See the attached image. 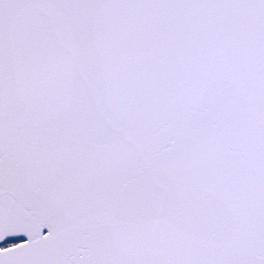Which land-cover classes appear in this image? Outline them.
I'll list each match as a JSON object with an SVG mask.
<instances>
[{"label": "snow or ice", "instance_id": "snow-or-ice-1", "mask_svg": "<svg viewBox=\"0 0 264 264\" xmlns=\"http://www.w3.org/2000/svg\"><path fill=\"white\" fill-rule=\"evenodd\" d=\"M0 264H264V0H0Z\"/></svg>", "mask_w": 264, "mask_h": 264}]
</instances>
